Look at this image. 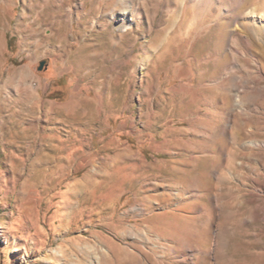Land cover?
Here are the masks:
<instances>
[{
    "label": "rangeland",
    "instance_id": "rangeland-1",
    "mask_svg": "<svg viewBox=\"0 0 264 264\" xmlns=\"http://www.w3.org/2000/svg\"><path fill=\"white\" fill-rule=\"evenodd\" d=\"M228 1L0 0V264H264V0Z\"/></svg>",
    "mask_w": 264,
    "mask_h": 264
},
{
    "label": "bare ground",
    "instance_id": "bare-ground-1",
    "mask_svg": "<svg viewBox=\"0 0 264 264\" xmlns=\"http://www.w3.org/2000/svg\"><path fill=\"white\" fill-rule=\"evenodd\" d=\"M182 1V5H181V7L179 6V8H182L183 10H195L196 8H198V9H200L199 8V6H200V4L204 1V0H181ZM232 1V0H231ZM243 1L244 0H235L232 4H233V6H234V8H238V7H240L241 5H242V3H243ZM228 2H230V0L228 1ZM226 3V2H225ZM256 3V2H255ZM258 3V2H257ZM204 4V3H203ZM230 4V3H229ZM205 5V4H204ZM204 5H203V7H204ZM207 6H208V4H207ZM211 6H213V5H211ZM232 7V6H231ZM257 7H258V5H254L249 11L250 12H254L256 9H257ZM205 9V8H204ZM209 9V8H208ZM216 9H217V11H216V15L217 14H219L220 13V9H221V7H216ZM222 9H223V7H222ZM227 9V8H226ZM228 9H230V8H228ZM128 10V9H127ZM123 11V10H122ZM195 11H198V10H195ZM212 11H213V9H212V7H210V9H209V12L210 13H212ZM193 12V11H192ZM199 12V11H198ZM234 12V11H233ZM199 15V14H198ZM202 15V14H201ZM200 15V16H201ZM208 15V14H207ZM206 15V16H207ZM209 17H210V15H209ZM221 17V16H220ZM241 17V16H240ZM184 18H186V17H184ZM183 18V19H184ZM202 18V17H201ZM188 19V18H187ZM205 19V18H204ZM213 19V18H212ZM220 19V18H219ZM206 20V19H205ZM208 20V19H207ZM202 22V21H201ZM207 22V21H206ZM212 22V21H211ZM198 23V22H197ZM201 24H203V22L201 23ZM125 26V25H124ZM182 26V25H181ZM206 26V25H205ZM209 26V25H208ZM200 27V26H199ZM207 27V26H206ZM182 28V27H181ZM187 28V27H186ZM178 29V28H177ZM256 29V28H255ZM185 30V29H184ZM258 30V29H257ZM190 31V30H189ZM188 31V32H189ZM175 33H173V35H174ZM258 34V33H257ZM168 37V36H167ZM181 38H182V36H181ZM170 40V39H169ZM169 44V43H168ZM165 48V47H164ZM163 48V49H164ZM161 51V50H160ZM166 54V53H165ZM157 55H158V53H157ZM159 56H161L160 54H159ZM163 56V55H162ZM234 56V55H233ZM158 57H156V59H157ZM160 60V59H159ZM132 209H134V207H132ZM138 214V213H137ZM182 229H184V230H187V231H189V229H188V226H186V225H184L183 227H182ZM152 230H153V228L149 225V224H147V223H145V224H142L139 228L138 227H136L135 225H132L131 227L129 226L128 228H125L124 229V231H129L130 232V234H132V233H134V236H135V234H139V235H141L142 236V238L143 237H145V239L146 240H152V239H155L156 240V242L158 243V246L160 247V248H163L164 246H165V244H164V242H162V235L160 234V233H158V234H156L155 236H153V234H152ZM128 232V233H129ZM132 232V233H131ZM155 237V238H154ZM157 245V244H156ZM93 249H95V248H93ZM152 251H154V250H152ZM122 252H124L123 254L125 255V254H128L130 251L127 249V248H123V250H122ZM109 254V253H108ZM108 254H106V253H102V254H100L99 255V258H100V260L102 261V259H103V261H108L109 260V262L110 263H112L113 262V260L112 259H110L111 258V255H110V257H109V255ZM122 254V255H123Z\"/></svg>",
    "mask_w": 264,
    "mask_h": 264
},
{
    "label": "water",
    "instance_id": "water-1",
    "mask_svg": "<svg viewBox=\"0 0 264 264\" xmlns=\"http://www.w3.org/2000/svg\"><path fill=\"white\" fill-rule=\"evenodd\" d=\"M42 66H43V62H40V65H39V69H41L42 68Z\"/></svg>",
    "mask_w": 264,
    "mask_h": 264
}]
</instances>
